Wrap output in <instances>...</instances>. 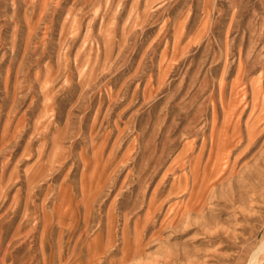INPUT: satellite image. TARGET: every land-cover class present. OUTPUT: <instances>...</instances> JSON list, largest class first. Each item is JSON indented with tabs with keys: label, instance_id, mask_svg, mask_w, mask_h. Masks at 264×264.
I'll use <instances>...</instances> for the list:
<instances>
[{
	"label": "rangeland",
	"instance_id": "rangeland-1",
	"mask_svg": "<svg viewBox=\"0 0 264 264\" xmlns=\"http://www.w3.org/2000/svg\"><path fill=\"white\" fill-rule=\"evenodd\" d=\"M263 242L264 0H0V264Z\"/></svg>",
	"mask_w": 264,
	"mask_h": 264
},
{
	"label": "bare ground",
	"instance_id": "bare-ground-1",
	"mask_svg": "<svg viewBox=\"0 0 264 264\" xmlns=\"http://www.w3.org/2000/svg\"><path fill=\"white\" fill-rule=\"evenodd\" d=\"M261 254H264V242L255 249L248 264H258L260 262L259 258L261 257Z\"/></svg>",
	"mask_w": 264,
	"mask_h": 264
}]
</instances>
